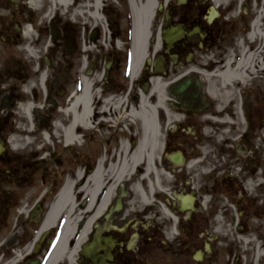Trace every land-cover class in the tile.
<instances>
[{
	"label": "flooded vegetation",
	"instance_id": "1",
	"mask_svg": "<svg viewBox=\"0 0 264 264\" xmlns=\"http://www.w3.org/2000/svg\"><path fill=\"white\" fill-rule=\"evenodd\" d=\"M31 1L0 0V216L11 220H7L10 228L14 220L10 208L15 209L13 218L18 217L14 232L5 240L1 237V264L9 263L18 253L22 257L14 264L47 263L64 219L46 235L40 228L56 195L78 172L85 182L100 161L107 171L111 163L132 154L141 132L137 133V125L129 119L121 124V108L115 107V101L128 89L126 101L130 100L128 95L137 101L139 93H131L133 85L150 94L155 79L162 84L163 124L161 149L153 165L145 177V165L133 167L131 176L114 185L74 259L63 258L56 264H94L84 247L97 236L100 239L91 254L100 264H264V143L258 142L261 135L264 137V116L252 117L253 112H260V104L250 98L257 94L256 82L264 76H252L246 93L240 92L243 102L249 103L251 121H246L238 134L229 129L227 136L242 146L232 144L226 162L220 164L217 156L221 146L209 142L218 134L203 131L204 118L214 102L198 71L203 63L197 60L206 51L217 56L221 35L235 28L233 16L250 18L243 28L244 36L230 46L231 57L236 53L240 56V46L249 48L247 35L264 0H228L225 10L217 8L218 15L212 21L207 19V0H157L149 23V32H157L154 39L149 37L146 58L135 78L130 73V47L118 51L102 40L99 27L104 24L91 15L97 10L96 0H70L69 11L62 10L58 0H37L36 5ZM105 1L100 0L97 10L103 20ZM259 22L264 23V15ZM172 27L180 28L181 35L171 43L163 41L161 30ZM94 42L98 43V54L91 58ZM84 91L91 94L88 124L76 123V140L62 144L67 150L66 163L75 167L68 164L61 184L63 177L54 172L55 177L48 180L53 181L52 187L47 188L44 181L35 195L18 200L19 193L8 188V182L26 181L36 170L35 164L41 162L63 164L56 142L46 146L44 140L37 139L38 134L52 141L56 132L72 124L74 114L82 111L76 100ZM106 100L112 104L107 110ZM14 137L23 141L15 144ZM122 141L127 144L126 153ZM47 155H51L50 161L45 159ZM112 182L106 176L91 206V196L84 194L80 201L83 208L89 206L94 213ZM90 215L84 214L81 224ZM24 216V223L31 224L33 231L26 241V229L19 220ZM224 226L229 227L227 237H221ZM9 241L13 246L3 247ZM223 241L224 259L217 261V244Z\"/></svg>",
	"mask_w": 264,
	"mask_h": 264
},
{
	"label": "bare ground",
	"instance_id": "2",
	"mask_svg": "<svg viewBox=\"0 0 264 264\" xmlns=\"http://www.w3.org/2000/svg\"><path fill=\"white\" fill-rule=\"evenodd\" d=\"M37 0H32L35 3ZM96 9L101 6L100 0H96ZM208 1V0H207ZM225 0H214L213 7L217 9ZM70 0H58L57 4L62 10L71 8L69 6ZM132 5L134 22H133V46H132V77H136L139 68L142 66L144 58L146 56L147 40L149 38L148 24L153 15L155 9V0H145L142 5H137L135 0H130ZM36 5V3L34 4ZM95 10L91 15L100 19L101 24L104 23L103 17ZM51 12H49L50 14ZM264 15V2L262 7L256 12V19L253 22V29L248 32L247 38H249V48L240 46V56L235 61L232 58H226L222 61L214 62V56L210 54L201 55L202 65H200L201 76L206 80L208 84L209 95L214 102L213 109L204 118L205 128L204 132L210 134L216 131L218 137L215 136L209 142L216 146H221V150L218 154L229 153V147L237 142L236 139L227 136L229 129L232 134H238L245 128L246 121L250 122L248 102H243L240 97V92L246 93V83L252 78H258L264 76V23L260 24L259 19ZM204 44V42H202ZM212 57L211 60L207 58ZM214 72V73H211ZM163 95L162 84L159 79L153 81V88L150 94L144 92L139 93L138 100H134L130 103L128 112L120 111L121 117H128L130 121H139L141 137L138 146L132 152L131 155H125L121 161L117 163H111L106 171L101 161L97 165L93 173H91L86 181L83 182L81 172H78L76 179H68L59 194L51 204L45 219L43 220L40 228V232H47L52 226H54L61 217H64V224L62 225V231L60 239L56 245V248L50 255L46 264H56L61 259L65 258L70 261L74 259L80 244L85 239L88 231L90 230L91 221L97 217L101 211V206L108 200L114 185L123 178L131 176L132 168L145 165V172L143 177L147 176L150 167L155 161L156 154L161 149V107H162ZM82 106L80 113L74 114V122L64 129V142L70 143L76 140L75 124H88V116H90L92 104L91 94L88 91H84L76 100ZM123 103L122 98L115 101V107L121 106ZM104 107L107 110L111 104V100H106ZM169 118H172L171 114H167ZM264 124V123H263ZM208 125V126H207ZM261 134L264 135V125H262ZM21 139L18 137L12 138V142L17 144L21 143ZM264 143V137L261 135V140L258 141ZM122 150L126 153L127 144L122 141ZM238 147L242 146L241 142H237ZM18 150V147H16ZM143 161V162H142ZM226 162V160H225ZM106 167V166H105ZM106 167V168H107ZM106 171V172H105ZM106 176H110V180H113L112 185L108 188L107 194L101 202V205L95 212H92V208L89 206L83 208L81 202H77L80 196L89 195L92 201L95 200L98 193L103 188L104 179ZM92 214L89 216L85 224H81L83 215ZM75 240L74 246H71V242ZM12 247L13 242L9 241L3 244V247ZM22 254L18 253L7 264H14L18 258H21Z\"/></svg>",
	"mask_w": 264,
	"mask_h": 264
},
{
	"label": "rangeland",
	"instance_id": "3",
	"mask_svg": "<svg viewBox=\"0 0 264 264\" xmlns=\"http://www.w3.org/2000/svg\"><path fill=\"white\" fill-rule=\"evenodd\" d=\"M214 0H208L207 4L205 7H207L210 3H212ZM227 1L225 0L223 1V3L221 4V9L225 10L227 5ZM145 2V0H136L137 5H142ZM237 2V1H236ZM236 2H234V5H236L235 7L237 8V4H235ZM106 5H105V17H104V26L102 25L99 27V30L101 31V35H102V40L103 38H105L106 40V44L109 46V42L112 43L113 45H115L114 48H116L118 51H124V48H128L130 47L131 50V46H132V31H133V20H134V15H133V9H132V5L130 4L129 0H106L105 1ZM234 21L233 24L235 25V28L230 32L225 30L224 31V35H221V39L222 42H220V44L218 45V49L216 51V57L214 59H212V57L209 56V58H207L208 60H213L214 62L220 60L222 61L223 59H228L231 57V49L230 46L233 45L235 43V41L239 40L241 37L244 36V31L243 28L244 26L247 24L246 22L249 20L250 15L244 17L242 20H238V18H236L235 16H233ZM225 19V18H223ZM228 20V19H227ZM101 24V23H100ZM52 25V23H51ZM104 28H106L108 31L106 32L104 30ZM152 29V27H151ZM227 29V28H226ZM150 30V26L148 24V31ZM49 31L51 32V30L49 29ZM157 31L155 29H153V32H149L151 35V37L154 39L155 33ZM88 32L86 34V39ZM149 40V39H148ZM96 44H98L97 42H94L93 44L91 43V58L94 55V57H96V54H98V51H96ZM214 51H206L203 52L205 53V55L207 54H211V56L215 55L213 54ZM198 50H195V56H197L198 54ZM202 53V54H203ZM201 54V55H202ZM201 55L200 58L199 56H197V60L199 61V59L201 60ZM236 56H238V54L236 53ZM239 58V56L237 57ZM257 85H255L256 90H257V94L254 96H250V98H255V100L257 102H259L260 104V112L258 114L254 113L252 114L253 118L256 117H260L261 118L264 116V79H259L258 82H256ZM124 84H122L121 86H123ZM129 86V83H128ZM129 88V87H128ZM127 88V89H128ZM141 90L139 89L138 85L132 87L131 89V93H139ZM126 92L127 90H125L123 93L121 92V97L123 100V103L121 104V106L117 107V108H121V112L122 114L124 113V111L128 112L127 110H129L130 108V103H132V95L129 96L128 98L130 100H128V102L125 100V96H126ZM108 97V95H107ZM253 106V105H252ZM112 107V106H111ZM260 113L262 115H260ZM122 118V117H121ZM128 120V117H124V119L122 118V125H125L126 122ZM131 123H133L132 121H130ZM135 125H137V129L135 128V130L137 131V133H140V125H139V121L137 120L134 121ZM55 138H52V141L49 140V143H46V146H49L51 144H55L54 141L56 142V150H57V155L58 157H62L63 160V164L61 163H55L53 161L44 164V163H39V164H35L34 168L36 169L33 173V175H31L30 177H28V179L26 181H22V182H17L16 180L8 182L6 184V186L10 189H15L17 193H19V195L17 197H19L18 200H21L23 198L24 195L28 196H33L36 194L37 190L39 189V187L43 184V182L47 181V183L49 184L50 188L52 187V182L50 181L48 182V180L50 179L51 175L54 176V172L55 173H60L58 176L61 179L60 184L63 182L64 178V173H66L68 171L69 166H74L73 163H66L65 161V156L67 154V150L65 148V146H63L62 144L64 143V129H60L58 132L55 133ZM38 140H41V142H43V136L42 134H38ZM125 138L123 137L122 140H124ZM55 146V145H53ZM58 146V147H57ZM51 158V155H47L45 159H49ZM226 158V157H225ZM224 158V159H225ZM59 160V159H58ZM57 160V161H58ZM50 161V159L48 160ZM225 161L220 162V164H224ZM69 164V166H68ZM75 167V166H74ZM32 171V170H31ZM62 172H63V176H62ZM44 173L47 174L43 175ZM44 177V179H43ZM70 180V179H69ZM75 182L77 180H74ZM16 183V184H15ZM27 192V194H25ZM82 200V196H80L78 198V201L80 203V201ZM15 213V209L11 210L10 208V217L13 220V223H11L12 228L13 225L16 224L18 217H14L13 218V214ZM26 215V214H25ZM16 216V215H15ZM5 217V216H4ZM27 218L24 216V219L21 218L20 220V224L26 220ZM7 220L10 223V219L9 218H3L2 215L0 216V242L2 241L1 237H4L3 239L5 240V238L7 237L8 233H12L14 231H12L13 229L9 227V223H7ZM26 222V221H25ZM10 225V226H11ZM25 229H26V238L24 239L25 241L28 240V236H32L33 231L31 232V224H28V222L24 223ZM5 228L7 230V232L5 233L4 229ZM8 228V229H7ZM229 233V227L224 226L222 228V235L221 237H227V234ZM4 234V235H3ZM220 236V235H219ZM3 240V241H4ZM2 241V242H3ZM225 248H226V244L223 242H218L217 244V251L219 253V260L217 261H221L222 259H224V255L225 254ZM1 257V256H0ZM3 262H0V264Z\"/></svg>",
	"mask_w": 264,
	"mask_h": 264
},
{
	"label": "water",
	"instance_id": "4",
	"mask_svg": "<svg viewBox=\"0 0 264 264\" xmlns=\"http://www.w3.org/2000/svg\"><path fill=\"white\" fill-rule=\"evenodd\" d=\"M217 15V12L215 11L214 8H211V11L209 13V16L207 17L208 21H212V19ZM182 30L178 27H172L170 29H166L163 31L162 37L165 41L167 42H172L173 39L179 37L181 35ZM192 32H196L195 30ZM99 236H97L96 241H93L89 246L84 247V253L85 252H90V257L92 258L94 264H100L98 257H96L94 254H91L92 249L96 246L97 242L99 241Z\"/></svg>",
	"mask_w": 264,
	"mask_h": 264
}]
</instances>
